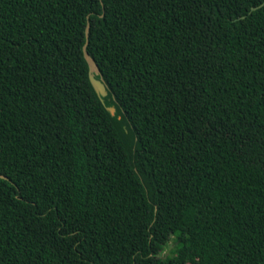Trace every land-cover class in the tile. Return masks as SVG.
<instances>
[{
  "label": "trees",
  "instance_id": "1",
  "mask_svg": "<svg viewBox=\"0 0 264 264\" xmlns=\"http://www.w3.org/2000/svg\"><path fill=\"white\" fill-rule=\"evenodd\" d=\"M0 175V264H264V0H0Z\"/></svg>",
  "mask_w": 264,
  "mask_h": 264
},
{
  "label": "water",
  "instance_id": "2",
  "mask_svg": "<svg viewBox=\"0 0 264 264\" xmlns=\"http://www.w3.org/2000/svg\"><path fill=\"white\" fill-rule=\"evenodd\" d=\"M255 10V8L252 9V11ZM89 30H90V25L87 22L86 28H85V43L83 45L82 51H83V56L84 59L87 63L88 66V77L89 81L95 90L96 94L98 97L103 101V98L107 96V87L103 81L102 75L100 73V70L98 69L94 59L88 54L87 52V45H88V39H89ZM98 76L99 79H96L95 77ZM107 110L111 113V115L115 114V109L113 107L107 108ZM1 179L6 180L7 178L4 176L0 175Z\"/></svg>",
  "mask_w": 264,
  "mask_h": 264
},
{
  "label": "rangeland",
  "instance_id": "3",
  "mask_svg": "<svg viewBox=\"0 0 264 264\" xmlns=\"http://www.w3.org/2000/svg\"><path fill=\"white\" fill-rule=\"evenodd\" d=\"M172 248H173L172 243H169V245L165 248L164 252L162 253V256L169 255Z\"/></svg>",
  "mask_w": 264,
  "mask_h": 264
}]
</instances>
